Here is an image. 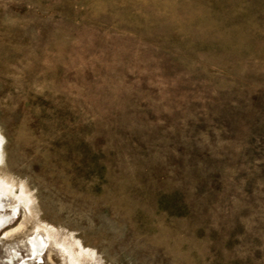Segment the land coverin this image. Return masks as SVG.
<instances>
[{
	"label": "rangeland",
	"instance_id": "374dc122",
	"mask_svg": "<svg viewBox=\"0 0 264 264\" xmlns=\"http://www.w3.org/2000/svg\"><path fill=\"white\" fill-rule=\"evenodd\" d=\"M0 199V264H264V0H0Z\"/></svg>",
	"mask_w": 264,
	"mask_h": 264
},
{
	"label": "bare ground",
	"instance_id": "6f19581e",
	"mask_svg": "<svg viewBox=\"0 0 264 264\" xmlns=\"http://www.w3.org/2000/svg\"><path fill=\"white\" fill-rule=\"evenodd\" d=\"M3 205L11 206L4 199H0V208ZM8 221H9V217L4 218L3 215L0 214V232L2 230H4L5 231V237H12L13 235H15L16 233L19 232V230L21 229L22 225L17 226L15 228H11V229L8 228L7 229V227H9L8 224L10 222V221L9 222ZM31 242H32V245L34 246V249H35L34 252H37V250L39 249V246L46 243V239L44 238L42 231L38 232L37 235L35 236V238H32ZM42 249H44V248H42Z\"/></svg>",
	"mask_w": 264,
	"mask_h": 264
}]
</instances>
